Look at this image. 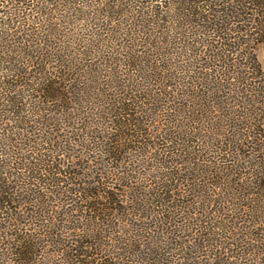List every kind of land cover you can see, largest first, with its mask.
Returning a JSON list of instances; mask_svg holds the SVG:
<instances>
[{"label":"trees","instance_id":"trees-1","mask_svg":"<svg viewBox=\"0 0 264 264\" xmlns=\"http://www.w3.org/2000/svg\"><path fill=\"white\" fill-rule=\"evenodd\" d=\"M95 1L99 5L90 11L85 8L92 6L89 0H0L1 233L4 234L5 228L17 226L18 229L20 226L12 223L17 218L11 210L16 207L18 192L24 185L15 181L22 176L11 171L13 164L18 162L9 159L13 158L12 152L21 153L22 143L29 142L39 122L42 125L46 123L43 134L46 142H55L52 134L62 130L60 126L51 127L56 124L55 115L69 109L71 101L78 102V82L68 76V70L73 69L72 61L91 55L94 49L102 53L109 63L104 74L107 82L102 88L113 106L107 112L112 131L109 138L103 140L107 146L106 153L117 160L119 155L142 147L140 140L143 141L149 134V128L152 130L154 126L143 119L145 105H156L152 111L160 113L165 109L160 103L161 97L172 99L174 93L181 90V96L186 95L184 99L193 110L195 121L203 120L208 124L214 118L212 135L204 136L215 140L223 150L220 157L211 160L213 168L208 171L193 168L187 178L196 184V179H200L198 173L202 170L205 174L209 172L207 181L213 187L212 205L218 213L214 219L210 217L207 220L204 240L218 252L219 247L224 248L223 244L230 239L231 224L236 219V222H241L240 232L234 234L243 238L249 236L257 241L258 246L263 244L264 123L261 119L264 117V63L253 49L255 45L264 48V0ZM77 15H87L95 24L102 21L100 24L97 22L99 27L102 23L103 26L111 23L112 17L116 18L118 24H111L108 28L113 37L110 44L97 33H94L97 34L94 39L84 38L80 32H77L80 37L69 38L75 36V32L66 34L67 31L64 32L60 26L70 24L67 21L70 17L78 19ZM83 25H80L81 31L85 29ZM60 36L64 39L59 40ZM76 42L79 46L75 47ZM175 53L178 57L184 56L183 63L173 62ZM122 65L129 66L125 74L121 71ZM125 76H128L127 84L120 81ZM67 82H72V85ZM237 83L238 86L247 85L246 89H240L238 95L228 93V90L235 89ZM196 90L200 93L196 94ZM26 91H32L31 95H36L34 99ZM132 92L146 98L148 103H140ZM45 103L52 105L49 111L44 112L40 119L33 118L35 112H42ZM241 106L246 110L237 109ZM176 124L177 120L168 122L169 130L156 126L164 132L163 143L170 153L166 156L171 157L173 151L170 149L180 148V155H190L185 161L195 165L198 161H205L196 154L201 150H183L191 139L189 137L193 136L188 137L180 131L179 124L176 131L171 130ZM18 141H21L19 145ZM89 143H80V148ZM12 146L17 147L7 150ZM54 147L47 150L56 152ZM59 149L67 159L57 160L52 152L41 154V157H18V168L23 167V178L26 179L23 180L25 187H30L31 194L36 192L40 196L38 209L33 210L31 218L41 216L40 202L46 201L43 197L49 187L52 193L80 195V206L92 213V218H100L106 210L113 213L122 211L126 201L122 196L124 193L117 194L119 198L110 194L113 192L107 190L110 187L108 181H102L107 175L105 172L99 171L103 177L100 176L97 183L95 180H78L84 179V174L71 169L73 167L68 162L76 156V146L66 144ZM171 174H174L172 170L168 176ZM162 176H167V173ZM165 182L156 183L160 190L156 202L161 208L171 211L173 205L170 202L175 200L170 194L173 188L168 186L166 189ZM137 205L139 208V203ZM234 210L235 215L229 219L227 213ZM19 230L11 250L15 258L22 261L38 252L35 248L38 242L35 232L27 230L26 225ZM53 232L57 238L52 240L59 241L60 234L51 231L52 237L55 236ZM87 244L75 239L67 257L76 258L79 264H107L93 257V252L87 249L92 246ZM197 245L207 247L203 241Z\"/></svg>","mask_w":264,"mask_h":264},{"label":"rangeland","instance_id":"rangeland-1","mask_svg":"<svg viewBox=\"0 0 264 264\" xmlns=\"http://www.w3.org/2000/svg\"><path fill=\"white\" fill-rule=\"evenodd\" d=\"M89 3L92 6L85 8L90 11L99 5L95 0H89ZM77 16L79 20L70 17V20H67L70 24L66 23L60 26L64 32L67 31L66 34L75 32V36H68L69 38L74 40V37L78 38L83 33L84 38L94 39L97 34H100L101 38H104L105 42L110 44V39L113 37L108 28L111 24H118L116 18L112 17L109 20L111 23L105 26L102 23L99 27L97 22L100 24L102 21H96L95 24L87 15ZM100 17L103 18V15ZM83 18L84 20H82ZM82 24H84L82 27L85 29L81 31L80 25ZM88 28L89 30H86ZM77 32H80V35ZM58 39L63 40L64 37L60 36ZM80 42L83 44L82 41ZM73 46H79V43L76 42ZM253 51L264 63V48L255 45ZM176 54L173 55L175 58L173 62L181 63L184 56L178 57ZM71 65L73 69L68 70L67 74L78 82V102L71 101L69 109H64V111L55 115L54 122L56 124L51 127L60 126L62 129L60 132L52 134L55 142L51 144L46 142L45 135H43L46 123L42 125L39 122L35 134L29 138L31 141L28 139V143H22L23 148L19 149L21 153L12 152L13 158H8L19 162L18 157L21 155L41 157V154L51 153L52 151L47 149L55 146L54 149L57 148V150L52 152V155H55L57 160L63 161L67 159V156L64 153L61 154L59 147L62 148L63 145L72 144V146H76V156L70 158L68 162L73 167L71 169L84 174V179H77L95 180L97 183L103 177L101 172H105L107 175L102 178V181H108L107 185L110 187H107V190L113 192L110 193L113 197L119 198L117 194L124 193L122 195L126 200L124 207L122 211L113 213L111 210H106L101 213L100 218H92V213L85 211L80 206L82 204V200L79 198L80 195L52 193L49 187V189H45L46 195L43 197L46 201L44 203L40 202L41 216L31 218L33 210L38 209L37 204L40 196L36 195V192L31 194L30 187H25L23 167L19 169L18 162H16L13 164L11 171L18 176H22L15 181H18V185H24V188L20 187L16 207L11 210L14 217L17 218L12 223L19 224L20 229L26 225L27 230L35 232L36 242H38L35 244V248L38 252L32 254L26 260H17L11 246L13 239L17 238L16 234L20 232L19 227L18 229L17 226L5 228L4 234L1 233L3 231L0 229V264H79L80 261L76 258L67 257L69 248L75 244V239L82 240L85 244L88 243V246L91 244L92 247L87 249L93 252V257H98V261L104 260L107 264H264V242L260 244V241H258L260 248L255 239L249 236L246 238L238 237L234 234L240 232L241 222H236V219H233L235 222L231 224L230 239L223 244L224 248L219 247L218 252L215 247L207 245V240H204L205 237L203 238V230L204 226L207 225V220H210V217L214 219L215 214L218 213L214 211L215 206L212 205V198L214 197L211 191L213 187L207 181L209 172L205 174V171L202 170L200 174L198 173L200 179H196V184H192L187 178H189V172L193 168L206 171L213 168L214 163H210L211 160L214 161L217 156L220 157L223 154V150L220 149L215 140L206 138L213 133L214 118L210 119L208 124L203 120L195 121L193 110L184 99L186 95L181 96V90L174 93L175 97H171L172 99L161 97L160 103L165 109L160 113L158 111V115L152 111V108H155L156 105L147 104L148 100L146 98L136 96L132 92L136 100L147 104L145 105L146 114L143 119L147 120L148 124L154 125L152 127L153 131L149 128L147 137L143 141L140 140L139 145L142 147L133 148L129 153L119 155L116 160L111 158L112 155L106 153L107 146L104 144L112 131L109 127L112 122L107 117V112L113 106L111 101L106 98L104 91L102 92V88H105L107 82L104 74L107 73L106 65H109V63L104 60L102 53L93 49L91 55L78 61H72ZM128 67L121 66L123 74L127 72ZM127 78L128 76H125L120 81L127 84L129 81ZM72 82H67V84L72 85ZM123 84L120 83V85ZM153 87L155 86L151 88ZM246 87L247 85L242 84L238 86L237 83L233 91L226 90H228V93L238 95V91L242 88L245 90ZM26 92L29 96H32V91ZM194 92L196 94L200 93L197 90ZM194 92L193 94H195ZM231 101L233 104L234 101ZM160 103H157V105ZM50 106L52 105L45 103L42 112H35L33 118H42L44 112L49 111ZM197 106L198 104L195 105V107ZM237 109L246 110L243 106L237 107ZM173 120H177L180 131L185 132L188 137L193 136L189 137L191 139L187 142L188 145L185 143V148L182 147L183 150L187 152L199 149L201 152L197 151L196 154H200L205 161H198V165L185 161L190 155L185 156L187 153L180 155V148L178 150L176 148L170 149L173 151L171 157L166 156L170 153H168V149L163 143L162 135H164V132L160 128L163 126V128L169 130L167 123ZM261 122L264 123V117H262ZM177 124L171 130L176 131ZM158 125H160V128L156 129ZM82 142L85 144L90 143L82 145V148H80ZM19 143L21 141H18L17 144L19 145ZM15 147L12 146L7 150L12 151ZM171 170L174 174L168 176V172ZM164 173H167V176H162ZM161 180L166 181V189L168 186L173 188L170 194L172 195L171 199L175 200L170 202L173 205L171 211L161 208L159 203L156 202L157 194L160 191L159 185L156 183ZM138 203L141 209L137 208ZM176 203H178L177 206ZM143 206H145V209H143ZM235 212L236 210L227 213L229 219H232ZM217 219L221 220L218 216ZM51 231L60 234L59 238L61 239L58 238L59 241L52 240L54 237L57 238V235L53 232L55 236L52 237ZM199 241H203L207 247L197 245ZM249 246L252 248L250 249Z\"/></svg>","mask_w":264,"mask_h":264}]
</instances>
